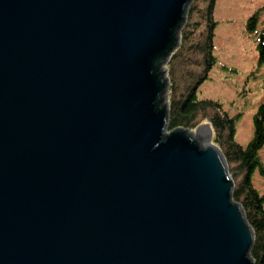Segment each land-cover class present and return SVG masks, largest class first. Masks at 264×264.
<instances>
[{
    "label": "water",
    "instance_id": "95a60500",
    "mask_svg": "<svg viewBox=\"0 0 264 264\" xmlns=\"http://www.w3.org/2000/svg\"><path fill=\"white\" fill-rule=\"evenodd\" d=\"M193 0H0V264H254L208 125L168 133Z\"/></svg>",
    "mask_w": 264,
    "mask_h": 264
},
{
    "label": "trees",
    "instance_id": "16d2710c",
    "mask_svg": "<svg viewBox=\"0 0 264 264\" xmlns=\"http://www.w3.org/2000/svg\"><path fill=\"white\" fill-rule=\"evenodd\" d=\"M218 0H193L180 31L179 45L165 65L168 80L167 132H190L208 125L212 143L223 154L232 177L233 201L240 205L254 231L250 258L264 264V193L255 184L264 179V97L253 117V135L247 144L238 142L237 124L241 113L230 114L222 103L200 99L198 92L217 66L215 13ZM264 4L247 19L245 34H257V63L264 66Z\"/></svg>",
    "mask_w": 264,
    "mask_h": 264
},
{
    "label": "rangeland",
    "instance_id": "374dc122",
    "mask_svg": "<svg viewBox=\"0 0 264 264\" xmlns=\"http://www.w3.org/2000/svg\"><path fill=\"white\" fill-rule=\"evenodd\" d=\"M263 4L264 0L217 1L215 54L218 63L198 92L200 99L219 101L232 115L241 113L236 137L243 145L252 138L253 117L264 97V66L258 67L257 63V34L246 35L245 27L247 19ZM261 25L264 26V18ZM192 134L198 135V130ZM255 184L264 193V179L256 175Z\"/></svg>",
    "mask_w": 264,
    "mask_h": 264
},
{
    "label": "bare ground",
    "instance_id": "6f19581e",
    "mask_svg": "<svg viewBox=\"0 0 264 264\" xmlns=\"http://www.w3.org/2000/svg\"><path fill=\"white\" fill-rule=\"evenodd\" d=\"M193 136V135H192ZM193 137H199V135H195V136H193ZM226 161V160H225ZM227 167H228V165H227ZM228 171H229V169H228ZM233 188H234V183H233Z\"/></svg>",
    "mask_w": 264,
    "mask_h": 264
}]
</instances>
